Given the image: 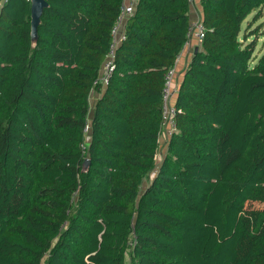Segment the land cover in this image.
<instances>
[{"label":"trees","instance_id":"16d2710c","mask_svg":"<svg viewBox=\"0 0 264 264\" xmlns=\"http://www.w3.org/2000/svg\"><path fill=\"white\" fill-rule=\"evenodd\" d=\"M124 2L48 0L35 43L31 1L0 9V264H264V50L242 32L264 0H199L143 190L194 0H138L102 85Z\"/></svg>","mask_w":264,"mask_h":264},{"label":"built area","instance_id":"2783aa9c","mask_svg":"<svg viewBox=\"0 0 264 264\" xmlns=\"http://www.w3.org/2000/svg\"><path fill=\"white\" fill-rule=\"evenodd\" d=\"M7 0H0V9ZM31 1V0H29ZM138 0H125L124 4L121 7L120 14L116 19V22L112 28V41L110 44V53L107 59L104 61L97 83L102 85H107L109 78L114 70L113 55L116 47L125 39V27L127 20L134 14ZM205 25L201 18H197L191 22V29L189 33V40L187 44L190 43L191 39L197 40L200 44L205 36ZM176 64L169 68L164 76V87L162 90V112L164 117V125L162 134L160 136V151L161 146H167L168 140L174 132H176V115L177 109L173 103V97L178 91V85L176 83ZM89 130V127L86 128ZM159 151L158 156L162 153ZM157 156V159L159 158ZM132 244V243H131Z\"/></svg>","mask_w":264,"mask_h":264},{"label":"rangeland","instance_id":"374dc122","mask_svg":"<svg viewBox=\"0 0 264 264\" xmlns=\"http://www.w3.org/2000/svg\"><path fill=\"white\" fill-rule=\"evenodd\" d=\"M256 16V18H255ZM259 31V34H257V46L255 50L256 55H260L263 50H264V7L259 10L251 13L246 21H244L242 25V32L246 31L247 35H250L251 33L255 34V31ZM255 35L250 37L248 39V42L254 39ZM89 140V131H87V136H86V141ZM162 155L160 154L158 157L157 161V168L153 170V172L144 179L143 185H142V190L147 186V184L150 182L151 178H153L154 175H156L158 171V167L160 166L162 162V158L164 156V153L166 152V146L162 145L161 146V151ZM264 204L255 202V201H250L248 202V207H263ZM132 242V241H131ZM131 244V243H130ZM126 264H131V249L128 248L126 252Z\"/></svg>","mask_w":264,"mask_h":264},{"label":"crops","instance_id":"0c3cea01","mask_svg":"<svg viewBox=\"0 0 264 264\" xmlns=\"http://www.w3.org/2000/svg\"><path fill=\"white\" fill-rule=\"evenodd\" d=\"M197 18H201V7L199 4V0H194V3L191 5V22ZM198 46L199 43L197 42V40L191 39L190 43L185 45L184 49L178 56L176 60V76H175L177 85L180 84V82L182 81L184 72L188 67L191 58L193 57L194 52ZM99 96L100 94L96 92L92 93L91 99L93 101V105L95 104Z\"/></svg>","mask_w":264,"mask_h":264},{"label":"water","instance_id":"95a60500","mask_svg":"<svg viewBox=\"0 0 264 264\" xmlns=\"http://www.w3.org/2000/svg\"><path fill=\"white\" fill-rule=\"evenodd\" d=\"M48 0H31V38L35 43L38 39V27L41 24V17L44 10L48 7ZM91 159L85 158L82 171L86 172L90 166Z\"/></svg>","mask_w":264,"mask_h":264}]
</instances>
